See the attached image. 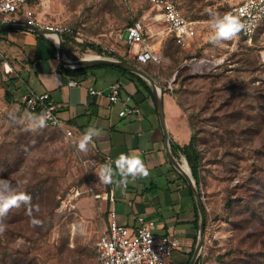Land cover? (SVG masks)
<instances>
[{"label":"rangeland","instance_id":"374dc122","mask_svg":"<svg viewBox=\"0 0 264 264\" xmlns=\"http://www.w3.org/2000/svg\"><path fill=\"white\" fill-rule=\"evenodd\" d=\"M173 1L196 22L197 30L191 42L176 46L178 50L169 48L172 35L152 0H51L37 11L45 24L75 30L81 40L66 42L73 61L89 54L109 56L103 46L117 44L116 35L131 24H145L146 42L162 62L142 67L160 85L175 80L170 94L188 121L193 115L197 123L193 132L202 156L200 189L209 214L203 250L206 257L211 256L203 264H229L233 256L226 253L244 235L234 224L240 220L237 209L225 207L230 190L256 170L261 173L259 182L264 181V25L252 44L239 33L214 45L211 16H223L243 0H194L199 19L189 15L192 0ZM203 63L218 66L215 70L204 67L200 74ZM26 79L18 68L8 74L0 66V180L29 195L34 206L31 215L21 204L0 218L5 225L0 232V264H94L106 221L105 200L99 195L108 189L95 174L97 165L91 163L96 154L78 152L75 136L61 129L48 125L27 129ZM226 127L235 131L228 133ZM246 128H250L247 140L241 141L239 134ZM74 189L81 192L74 200L75 209L63 210L62 202ZM33 218L40 225L33 226ZM263 239L255 249L263 247ZM252 240L245 243L246 249H252Z\"/></svg>","mask_w":264,"mask_h":264},{"label":"crops","instance_id":"0c3cea01","mask_svg":"<svg viewBox=\"0 0 264 264\" xmlns=\"http://www.w3.org/2000/svg\"><path fill=\"white\" fill-rule=\"evenodd\" d=\"M20 25L18 28L0 27V47L12 67L26 75L28 92L49 94L57 107V116L73 132L77 141L90 126L100 130L99 137H94L89 144V151L96 154L99 164L112 162L121 153H134L148 167L147 177L134 181L129 178L126 185L103 184L105 189L108 188L105 193L113 194V201L105 200L102 204L106 221L112 209L116 212L117 221L123 225H136L139 215L153 219L157 233L173 235L181 243V249L173 256L174 264H188L198 240L199 228H196L195 222L199 212L187 179L169 158L154 96L137 94L133 82L119 79L111 69L70 74V69L93 66L72 68L59 57L58 39L22 26L26 24ZM116 41L117 44L111 45L117 48L115 54L124 60H135L129 53V46ZM63 42L67 59L73 61L64 38ZM119 80L124 82L127 91L140 106V115L122 117L121 104H112L106 95L90 93L92 89L107 91ZM73 82L78 85H72ZM163 97L171 149L178 160L184 161L186 157L180 148L190 143L193 131L173 95L164 92ZM120 179L119 175L114 177V180Z\"/></svg>","mask_w":264,"mask_h":264},{"label":"built area","instance_id":"2783aa9c","mask_svg":"<svg viewBox=\"0 0 264 264\" xmlns=\"http://www.w3.org/2000/svg\"><path fill=\"white\" fill-rule=\"evenodd\" d=\"M51 0H0V25H20L26 24L34 28H45L54 34H75L76 40L80 41L77 33L71 27L50 26L45 24L38 16L37 9ZM152 4L159 10V18L163 20L168 32L175 38L179 45H186L191 42L197 34L196 22L186 17L179 5L173 0H152ZM226 13H232L238 17L245 25L240 35L248 42L253 43L259 29L264 25V0H243L229 8ZM225 13V14H226ZM145 24L140 21L119 32L116 39L125 42L129 46V53L134 59L143 65L162 61L156 58L157 50L146 42ZM102 49L105 53H116V46L106 45ZM0 66L8 74L13 72L12 65L7 60L0 47ZM216 63L200 67V74L204 67L214 69ZM175 80L168 81L167 88L173 91L172 84ZM72 85H78L73 82ZM163 89L164 85H162ZM92 95H106L112 104L123 106L120 116H137L142 113L138 104L135 103L133 95L127 91L123 81L114 82L107 91L92 89ZM24 102L29 110L43 108L42 112H50L53 119L47 122L48 126L63 130L67 136H73V132L60 120L56 114V105L50 99L49 94L36 95L29 91L24 96ZM99 165L96 158L91 160L94 165ZM185 162V159H184ZM81 195L80 190H73L72 193L62 202L63 210L75 209L74 200ZM101 196L104 200L113 201V194L105 193ZM156 222L143 215L137 216V223L134 226L123 225L117 221L114 209L109 211V218L103 223L99 236L96 257L94 264H174V253L181 249L179 239L169 234H159L156 232ZM206 257L203 250L199 262L203 264Z\"/></svg>","mask_w":264,"mask_h":264},{"label":"trees","instance_id":"16d2710c","mask_svg":"<svg viewBox=\"0 0 264 264\" xmlns=\"http://www.w3.org/2000/svg\"><path fill=\"white\" fill-rule=\"evenodd\" d=\"M194 0H192V7L190 8L189 15H191L194 18H202L200 17L197 12H194ZM200 11L202 9H199ZM210 17L209 15H207ZM134 24V23H133ZM132 25V24H131ZM64 40H65V45L66 42L72 38L73 40H76V35L75 34H63ZM69 38V39H68ZM70 41V40H69ZM168 43H172L173 45L169 46V48H177V47H182V45L177 44L175 41V38L172 36V39L168 41ZM177 46V47H176ZM178 50V48H177ZM102 52V49L100 50ZM100 52V53H101ZM111 57L123 59L120 56H118L115 53L108 54ZM124 60V59H123ZM128 61L132 64H135L139 67L146 66L143 64L138 63L136 60L135 62H132L130 60H125ZM141 65V66H140ZM149 65V64H147ZM99 68H106V69H111L115 71L118 74L119 79H124L125 81H130L133 82L136 86V93L137 94H144V95H150L153 96V90L150 84L144 80L142 77L139 75H136L134 73H131L128 70H125L123 68H118L114 66H109V65H95L90 68H85V69H70L68 70L70 74L72 75H78L85 73L88 70H94V69H99ZM143 68V67H142ZM146 72H148L152 77H154L147 67L143 68ZM180 72V71H179ZM179 74V73H178ZM168 81L164 85V92L165 93H173L174 91H170L168 88ZM18 88V87H17ZM173 95V94H172ZM179 104V103H178ZM181 106V104H179ZM182 107V106H181ZM43 111V108L40 107L37 110H30V114H39ZM189 125L193 130L196 129L197 123L194 121V117L189 116ZM228 129V127H226ZM235 130L233 129H228L227 132H234ZM250 131V128H246L241 130L240 132V139L241 141H246L247 139H244L248 132ZM230 139L232 143H235L236 140ZM198 136L196 132H193L192 139L189 144L183 146L180 148L181 153L185 155L189 166L193 172V175L197 181V184L200 188L201 180H200V175H201V161H202V156H201V151L198 147ZM238 140V141H239ZM237 141V142H238ZM249 142V141H248ZM174 148V147H173ZM238 159H241V156L238 157ZM261 173L258 172V170L253 172V175L249 177V179L244 180L241 185L234 190H230L229 196L225 202V207L228 209H237L238 211V216L240 220L234 224H236V229L239 232H242L244 234L239 242H237L236 246L234 248H231L226 255L228 256H233L232 259L228 262L229 264H244L245 261L248 260L249 264H264V181L262 183L259 182L260 177H258ZM262 176V175H261ZM256 182V184L254 183ZM238 189V190H237ZM201 191V189H200ZM241 192V194H239ZM201 196H203V193L201 192ZM207 209V208H206ZM206 215H207V221H206V228L208 225L209 221V214L208 211L206 210ZM196 228H199V216L197 215L196 219ZM253 239V244H252V249L245 248L244 245L247 241ZM263 239V247L260 249H255L256 243L259 242V240ZM196 242L195 241L194 247L190 253L192 256L196 247ZM220 258V261L223 263L225 262V258L222 255ZM211 259V256L205 257V260ZM201 260V259H200ZM199 260V261H200ZM238 260V261H237ZM198 261V262H199Z\"/></svg>","mask_w":264,"mask_h":264},{"label":"clouds","instance_id":"9594fccd","mask_svg":"<svg viewBox=\"0 0 264 264\" xmlns=\"http://www.w3.org/2000/svg\"><path fill=\"white\" fill-rule=\"evenodd\" d=\"M211 25L212 35L210 42L214 45H219L224 41L232 40L244 29L245 25L241 23L238 17L232 13H226L223 16L212 15L209 20ZM264 57V54H262ZM27 129L35 131L47 126V122L52 118L50 112H41L39 114H28ZM100 130L90 126L85 130L80 137L75 147L78 152L87 153L89 144L92 143L94 137H99ZM95 165V162H93ZM113 164L115 167H113ZM96 176L102 184H113L117 186L127 184L129 178L136 180L139 177H147L149 170L144 161L134 153H121L114 161L105 162L96 166ZM119 175V181L114 180V177ZM31 197L23 192H17L9 181L0 180V218L5 217L8 212L14 207H20L21 204L27 206L28 213L31 215L33 205L31 204ZM36 211H39L36 208ZM41 221L33 218L31 224L33 226L40 225ZM5 230V225L0 223V232Z\"/></svg>","mask_w":264,"mask_h":264},{"label":"water","instance_id":"95a60500","mask_svg":"<svg viewBox=\"0 0 264 264\" xmlns=\"http://www.w3.org/2000/svg\"><path fill=\"white\" fill-rule=\"evenodd\" d=\"M23 27H28V29L35 30L37 32L43 33L45 35H49L50 33H54L48 29L45 28H34L30 27L28 25H22ZM1 28H18L21 27L15 26V25H2L0 26ZM59 36V43L57 45V50L59 53V57L61 61L66 63L67 65L71 66L72 68H84V67H89V66H95V65H109V66H114L118 68H123L125 70L130 71L131 73H134L136 75H139L142 77L144 80H146L150 86L152 87L153 90V96L156 102L157 106V111L160 117L161 125L163 127L165 137H166V144H167V152L169 155V158L172 162V164L180 171V173L187 179L188 184L193 192L198 212H199V235H198V240L197 244L194 250V253L190 259V262L188 264H197L199 257L204 249V243H205V233H206V221H207V215H206V205L204 202L203 197L201 196V191L200 188L197 184V181L193 175V172L190 168V171L187 172L185 171V163H189L187 159H185V162L182 160H178L175 155L172 152L171 149V141H170V136L168 132V127H167V121L165 117V111H164V89L162 85H160L148 72H146L142 67H139L135 64H132L128 61L111 57V56H97L94 58H81L76 61H71L68 60L65 54V46L63 42V38L61 35L57 34Z\"/></svg>","mask_w":264,"mask_h":264},{"label":"bare ground","instance_id":"6f19581e","mask_svg":"<svg viewBox=\"0 0 264 264\" xmlns=\"http://www.w3.org/2000/svg\"><path fill=\"white\" fill-rule=\"evenodd\" d=\"M49 36L53 39H58V43H59V36L57 34H54V33H50ZM94 57H97V56H94L93 54L87 56L86 58L90 59V58H94ZM188 164L185 163V171L189 172L190 171V168L188 169Z\"/></svg>","mask_w":264,"mask_h":264}]
</instances>
